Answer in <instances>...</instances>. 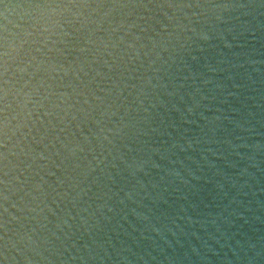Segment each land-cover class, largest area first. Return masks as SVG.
<instances>
[{"label": "clouds", "instance_id": "9594fccd", "mask_svg": "<svg viewBox=\"0 0 264 264\" xmlns=\"http://www.w3.org/2000/svg\"><path fill=\"white\" fill-rule=\"evenodd\" d=\"M0 264H264V0H0Z\"/></svg>", "mask_w": 264, "mask_h": 264}]
</instances>
